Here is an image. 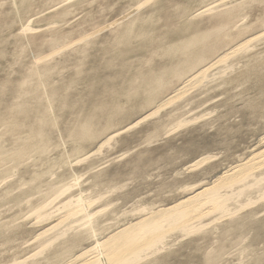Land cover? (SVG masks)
Instances as JSON below:
<instances>
[{
	"label": "rangeland",
	"instance_id": "obj_1",
	"mask_svg": "<svg viewBox=\"0 0 264 264\" xmlns=\"http://www.w3.org/2000/svg\"><path fill=\"white\" fill-rule=\"evenodd\" d=\"M151 217L130 264H264V0H0V264Z\"/></svg>",
	"mask_w": 264,
	"mask_h": 264
},
{
	"label": "bare ground",
	"instance_id": "obj_2",
	"mask_svg": "<svg viewBox=\"0 0 264 264\" xmlns=\"http://www.w3.org/2000/svg\"><path fill=\"white\" fill-rule=\"evenodd\" d=\"M240 51H241V47H237L232 51H230L229 53L221 56L218 59V61L220 62L225 58H227L228 56L237 54ZM205 73L206 72L204 71L203 74ZM177 95H175L174 97L172 96V98H169L168 100H165V102H163L160 106H158L157 109L153 111L150 115L153 114L156 115L158 112L163 110L168 104H171L175 100V98L178 97ZM206 160L207 158L199 159L193 165H191V169L204 164ZM243 167H246V165H244ZM241 168L242 167L240 166L237 169H241ZM232 174L234 173H230L226 175V177L229 176V179H231L233 178ZM234 181L237 180L235 179ZM206 195H209L210 199L213 202H215L213 191L209 188H206L200 191L197 197L195 198L192 197V200H190L191 198L183 200L177 203L176 205L168 209H165L163 212L159 213L158 215L156 214L155 215L158 216L159 218L166 217V220H169L170 216L175 217L174 220L177 219V217L181 218L182 228H185L186 227L185 221H189L190 219L201 214L200 203L196 204L194 202L196 200H201L202 197ZM152 218L153 217L148 218L147 220H142L140 223L130 225L118 231L117 233L109 236L106 241H103L104 243L101 246L104 255L99 256L100 254L98 255L96 254L97 256H93V255L91 256L93 252H91L90 254L89 252L92 251V249L91 250L89 249L90 250L89 252L86 251L85 253H82L81 255L77 256L75 260H80V261L82 260V262L78 264H130V262L134 258L139 256V253L134 250L135 244H137L141 240L142 242H144L143 240H147L146 242L147 245L151 244V242L156 241V238L154 237L158 236V232L161 229V225L159 224L158 221H155V218L154 219ZM155 230L156 232L154 233ZM88 253L90 255H88Z\"/></svg>",
	"mask_w": 264,
	"mask_h": 264
}]
</instances>
